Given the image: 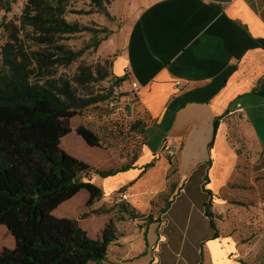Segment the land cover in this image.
Masks as SVG:
<instances>
[{
	"label": "crops",
	"instance_id": "0c3cea01",
	"mask_svg": "<svg viewBox=\"0 0 264 264\" xmlns=\"http://www.w3.org/2000/svg\"><path fill=\"white\" fill-rule=\"evenodd\" d=\"M119 1L112 15L120 25L102 49L110 57L109 78L123 79L128 70L127 79L138 86L143 143L131 169L102 180L92 175L91 182L105 198L122 189L130 196L122 203L143 216L128 217L132 227L125 235L117 226L120 237L102 263L154 264L176 205L175 221L187 205L208 221L205 204L213 214L218 198H235L243 186L242 198L264 193V0ZM122 88L129 91L127 83ZM152 129L157 144L144 136ZM165 144L174 158L160 155ZM237 145L245 151L237 152ZM213 234L193 247L199 258L181 264H247L240 245Z\"/></svg>",
	"mask_w": 264,
	"mask_h": 264
},
{
	"label": "trees",
	"instance_id": "16d2710c",
	"mask_svg": "<svg viewBox=\"0 0 264 264\" xmlns=\"http://www.w3.org/2000/svg\"><path fill=\"white\" fill-rule=\"evenodd\" d=\"M73 1L27 0L20 16L21 29L15 28L1 49L0 225L13 238L14 247L0 252V264H101L106 261L108 246L120 237L112 221L99 239H93L76 220L49 217L83 190L88 194L87 207L100 201L103 192L91 182V176L107 178L133 165L101 171L59 147L61 138L70 133L68 121L107 100L112 86L123 81L111 80L106 95L93 97L87 89L109 78L106 67L91 71L79 66L70 78L58 73L59 68L79 57L64 44L65 37L87 30L65 19L67 13H77L69 10ZM87 1L92 11L109 17L105 0ZM0 8L9 12L10 0H0ZM100 32L104 35L101 41L111 35L107 28ZM97 34L93 32V49L101 43ZM137 126L142 127L143 122L138 121ZM75 132L87 146L100 147L98 137L90 130L79 126ZM149 167L151 164L143 169ZM209 207V203L204 205V214L215 239L218 232ZM119 212L133 219L143 217L124 203ZM146 221L150 223L152 217ZM44 224V232L26 239Z\"/></svg>",
	"mask_w": 264,
	"mask_h": 264
},
{
	"label": "rangeland",
	"instance_id": "374dc122",
	"mask_svg": "<svg viewBox=\"0 0 264 264\" xmlns=\"http://www.w3.org/2000/svg\"><path fill=\"white\" fill-rule=\"evenodd\" d=\"M26 1L10 0L9 12L0 8V71L3 69L1 49L8 42L11 32L15 28L21 29L20 16ZM105 2L104 6L109 14L108 18L101 13L92 11L93 9L87 0L71 2L69 10H74L77 13H67L66 21L78 23L87 30L65 37L64 44L73 52L78 53L79 57L71 65L59 68V74L70 78L77 72L79 66L86 67L91 71L104 66L110 74V57L104 54L102 46L111 35L106 40L101 41L104 35L100 31L107 28L112 34V29L120 25L119 21L117 22L112 15L120 1L105 0ZM140 9L128 13L124 23H130ZM93 32H98L97 35L101 41L97 49L92 47ZM104 62L106 63L104 64ZM110 85L111 79L108 78L91 84L87 92L93 97L104 96L107 94ZM141 116L136 108L134 96L123 89L121 99L116 102L114 108L110 109L107 100H104L82 110L71 118L68 121L70 133L61 138L59 147L68 155L96 169L103 167L102 170H115L126 165L130 166L139 156L143 143L141 126L135 128L136 123L142 121ZM79 126L93 132L99 139L100 147L87 146L75 132ZM144 136L156 144L159 143L160 138L153 134V129L145 131ZM235 148L239 153L245 151L240 145L235 146ZM158 168L157 175L160 176L162 167ZM97 178L102 180L100 177ZM159 178H157L156 184L159 183ZM193 180L194 178L191 179V185ZM245 184L246 187L249 185L247 181L243 185ZM243 188V191L236 190L234 192V195L237 196L235 198L225 199L222 196L218 198L216 200L218 204L212 216L218 233L234 240L236 245L241 246V249H237V251L242 253L247 264H264V193L261 195V199L242 198L245 196L247 191L245 189L248 187L243 186ZM262 190L264 191V182ZM121 192L123 190L119 189L113 196L110 195L106 198L103 196L100 201L87 207L88 194L84 190L80 191L73 198L60 205L49 217L51 219L76 220L78 225L93 239L101 237L104 227L110 221L113 222L116 231L119 225L120 232L125 235L132 227L129 225V216L119 212V206L122 202H114V199ZM256 196H260V193L256 192ZM177 210L178 205L173 207L168 215V225L162 231L166 237V242L162 243L160 252L159 250L155 251L154 264H181L185 258H193L194 256L199 258L196 252L191 254L194 251L193 247L198 244V239L204 241V236L213 232L208 221L201 217L196 210L190 209L188 205L184 210H181L183 214L178 216L175 221L174 216ZM149 216L153 217L149 214L147 218ZM195 225H197V230H194ZM46 228V224L37 227L26 239L30 240L36 237ZM13 247V238L6 228L0 225V252L3 249H12ZM88 264L95 263L89 262Z\"/></svg>",
	"mask_w": 264,
	"mask_h": 264
},
{
	"label": "built area",
	"instance_id": "2783aa9c",
	"mask_svg": "<svg viewBox=\"0 0 264 264\" xmlns=\"http://www.w3.org/2000/svg\"><path fill=\"white\" fill-rule=\"evenodd\" d=\"M127 77H128V70H125L123 81L121 83H118V84L112 86L109 98L107 99V104H108L110 109L114 108V106L116 105V102L121 99V92L123 90V88H122L123 83H127L129 85V91L128 92L130 94H132L134 97H135V94L138 92L137 84L135 82L128 80ZM239 107L240 106L237 105V108H239ZM160 155H163V156L168 157L169 159H172L175 156V151L171 146L165 144L163 146L162 150L160 151ZM129 197L130 196L128 193L121 192L114 199V202L115 203L125 202L129 199Z\"/></svg>",
	"mask_w": 264,
	"mask_h": 264
},
{
	"label": "water",
	"instance_id": "95a60500",
	"mask_svg": "<svg viewBox=\"0 0 264 264\" xmlns=\"http://www.w3.org/2000/svg\"><path fill=\"white\" fill-rule=\"evenodd\" d=\"M208 1H212V2H218V3H226L229 2L230 0H208ZM219 119H216L213 123V135L216 134V131L218 129L219 126Z\"/></svg>",
	"mask_w": 264,
	"mask_h": 264
}]
</instances>
